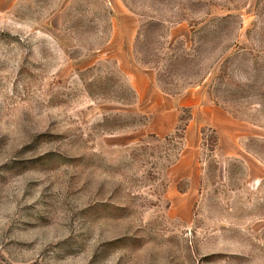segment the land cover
I'll return each mask as SVG.
<instances>
[{"label":"rangeland","instance_id":"1","mask_svg":"<svg viewBox=\"0 0 264 264\" xmlns=\"http://www.w3.org/2000/svg\"><path fill=\"white\" fill-rule=\"evenodd\" d=\"M0 264H264V0H0Z\"/></svg>","mask_w":264,"mask_h":264},{"label":"crops","instance_id":"2","mask_svg":"<svg viewBox=\"0 0 264 264\" xmlns=\"http://www.w3.org/2000/svg\"><path fill=\"white\" fill-rule=\"evenodd\" d=\"M142 80L143 79H142L141 75H135L133 78V86H134L135 90L137 91V94L139 97H142V93L140 92V90L138 91L139 83L142 82ZM149 83H150V88L153 90V92L160 94L158 91L157 92L155 91V86H154V84H152V81ZM160 96H161V105H159L160 107H158V108H162V110L164 112H170V113L176 109L175 105L173 104L171 97L166 96V95H162V94H160Z\"/></svg>","mask_w":264,"mask_h":264},{"label":"trees","instance_id":"3","mask_svg":"<svg viewBox=\"0 0 264 264\" xmlns=\"http://www.w3.org/2000/svg\"><path fill=\"white\" fill-rule=\"evenodd\" d=\"M167 92V91H166Z\"/></svg>","mask_w":264,"mask_h":264}]
</instances>
